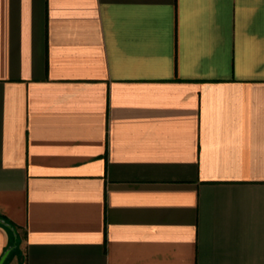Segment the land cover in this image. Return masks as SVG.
I'll return each mask as SVG.
<instances>
[{"label":"crops","instance_id":"0c3cea01","mask_svg":"<svg viewBox=\"0 0 264 264\" xmlns=\"http://www.w3.org/2000/svg\"><path fill=\"white\" fill-rule=\"evenodd\" d=\"M3 264H264V0H0Z\"/></svg>","mask_w":264,"mask_h":264},{"label":"water","instance_id":"95a60500","mask_svg":"<svg viewBox=\"0 0 264 264\" xmlns=\"http://www.w3.org/2000/svg\"><path fill=\"white\" fill-rule=\"evenodd\" d=\"M8 251L4 254V256L1 258L0 260V264H3L4 263V260L6 259L7 255H8Z\"/></svg>","mask_w":264,"mask_h":264}]
</instances>
